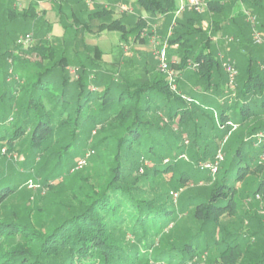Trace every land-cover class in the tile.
Instances as JSON below:
<instances>
[{
    "label": "trees",
    "instance_id": "16d2710c",
    "mask_svg": "<svg viewBox=\"0 0 264 264\" xmlns=\"http://www.w3.org/2000/svg\"><path fill=\"white\" fill-rule=\"evenodd\" d=\"M257 1H246L244 9L264 33V0ZM206 2L214 15L210 35L200 26L205 16L188 12L166 39L178 46L186 74L175 89L152 56L143 63L125 60L111 72L101 64L103 55L97 59V49L82 42L72 80L63 64L67 40L38 41L33 34L27 48H0V156L20 148L34 159L36 182L76 177L74 185L81 184L71 186L76 204L61 194L37 206L46 215L42 221H32L24 208L0 214V264H188L204 252L221 264H264V217L257 210L264 204V45L253 42L252 29L247 39L225 34V42L245 54L224 62L212 36L235 19L222 0ZM238 2L228 1L233 8ZM138 3L151 17L172 19L177 11V0ZM244 9L237 18L247 21ZM16 11L10 19L19 17ZM113 14L100 8L89 20L128 42L133 33ZM136 26L138 39L147 21ZM88 28L84 23L83 34ZM226 63L238 72L234 88ZM219 153L216 173L201 168ZM89 164L103 170L92 183L74 176ZM195 180L205 185L179 209L181 194ZM20 190L0 186V213ZM249 199L252 207H246Z\"/></svg>",
    "mask_w": 264,
    "mask_h": 264
},
{
    "label": "crops",
    "instance_id": "0c3cea01",
    "mask_svg": "<svg viewBox=\"0 0 264 264\" xmlns=\"http://www.w3.org/2000/svg\"><path fill=\"white\" fill-rule=\"evenodd\" d=\"M222 1L227 4L225 7L227 8L226 13L228 18L235 19V23H228L222 29L218 30L213 36V44L216 46L218 51V53H216L218 56L225 59L231 58L236 60V58H240L242 56L241 54L244 52L240 53L237 47L234 52H230L228 48L226 49L224 46L226 39L225 34H229L233 38L235 36L241 37L242 39L250 37L251 27H249L245 19H238L237 14L240 9L248 8L250 4L246 1H251L253 3L255 0H239L234 8L230 5L231 3H228L229 0ZM260 1L261 0H258L257 3ZM17 3V0H0V48H10L12 47V41L16 45L21 36L30 33L34 34L38 41L47 39L56 44H62L63 41L67 40L70 45V43L73 42V37L69 33L70 27L76 25L83 26L84 23H88L90 28L84 33L82 42L97 50H101L104 53L102 56L103 62L105 61L104 63L108 65L113 62L114 53L120 55L122 60H126L122 48L127 44L132 47V52L134 51L133 57L139 59V63H143L147 56L155 57L148 34L155 28L160 39L162 41L166 40L175 16L174 14L172 19L163 15L151 17L145 9L139 5L138 0H20L19 5H21V8L17 7ZM120 3L127 5L133 9L134 12L131 14H121L117 9ZM179 4V0H177V9L179 8ZM261 4L264 6V1H261ZM30 8L34 12L28 14L27 11ZM100 8L113 10L114 14L112 19H123L125 21L127 28L133 33V36L129 38L128 42L123 41L121 39V34L118 32L102 30L100 27L101 21L89 20V15ZM15 9H17V11ZM18 10L27 12V15L20 13ZM83 10H85L84 13ZM11 11H16L19 17L10 19L9 15ZM84 14L87 15V17H82ZM184 15L185 14L179 18H182ZM203 16H205V21L201 23V26L203 25V29L210 35L214 31L210 23V18L214 17V15L209 14L208 10ZM139 19L147 21V26L142 30L140 38L137 39V37H135L137 33L136 23ZM30 28H32V30ZM168 58L171 61L180 62V52L177 45L169 46ZM121 66L124 67L125 65L121 64Z\"/></svg>",
    "mask_w": 264,
    "mask_h": 264
},
{
    "label": "rangeland",
    "instance_id": "374dc122",
    "mask_svg": "<svg viewBox=\"0 0 264 264\" xmlns=\"http://www.w3.org/2000/svg\"><path fill=\"white\" fill-rule=\"evenodd\" d=\"M243 9L244 8H242V10ZM84 12H85V10H83V13ZM82 17H87V15L84 14V15H82ZM106 20H109V19H106ZM203 21H205V18ZM202 27H203V25H202ZM70 28L71 29L69 30V33L75 40H73V42H71L70 45H68L62 49L63 51H65L64 52L65 56L68 58V60H66L65 58L63 59V64L66 65L67 75L72 80H75L76 79L75 78L76 73L79 69V67H78L79 66L78 62H80L79 58L80 57L83 58L81 53L84 50L83 49V43H82V37L84 36V34L81 31V28H82L81 25L72 26ZM30 29L32 30V28H30ZM251 29H252V26H251ZM258 30L262 33V31L260 30L259 24H258ZM262 34L264 35V33H262ZM212 38H213V36H212ZM252 39H253V30H252ZM230 40L234 41V39H230ZM212 41L214 43V39H212ZM231 43L232 42H227V43L224 42V46L226 47V49L227 48L230 49V52L231 51L234 52V50L236 49L237 46H233ZM11 45H12V47H10V49L15 47V43L13 41L11 42ZM214 47H215V51L218 53L216 46H214ZM105 50H107V49H105ZM100 54L104 55V53L101 50H99V51L95 50V57H97V59L100 57ZM62 56H64V55H62ZM133 58L134 57H132V54L130 56L125 57V59L128 61L130 59H133ZM222 59L224 60V62H226V60H227L225 58H222ZM101 60L103 61V58ZM168 60H169V58H168ZM232 60H235V59H232ZM156 61H157V63L152 58L151 63L152 62L154 63L153 67H156V69L159 70V72L163 76H165V74L162 73V71L160 69V65H159L158 60H156ZM99 62H101V61H99ZM104 62H101V64H103L106 67V69L108 71H111V72L115 71V69L118 67L116 65H121V64L124 65L125 64V61H123L121 59V56L116 55V53H114V60L112 63H110V65L105 64ZM169 62L171 64L173 70L176 71V73H177V80L176 81L179 82L180 78H183V77L185 79L186 74H183L184 71L181 67H179V63L175 62V61H171V60H169ZM189 68H191V66ZM136 70H137V73H139V71H141L140 68L136 69ZM238 129H239V127L236 128V130H238ZM81 152H82L81 155H83L85 153L84 151H81ZM2 155H4V156H0V179L5 180V177H6V181L2 182L0 186L2 187V186H6V185L10 184L11 186H14V187L21 189V190L19 192H16L13 196L8 198L9 200L7 202V206L9 208V210L7 212L3 211V213L1 212L0 214L5 216V214H7V213L9 214L10 211H12V210H16L19 212L20 210H22L24 208L25 210L30 211L29 212L30 213V219L34 222H38V220L42 221L43 220L42 218L46 215H45V213L38 212L37 206H42L44 204V202H46V199L56 201V200H58V196L62 194V195H68L69 199H71V200L73 199L74 204H76V196L73 194L74 192H73L72 188L73 187L78 188L79 186H81V184L75 186L76 185L75 183L80 178H76V177L73 178L72 177L73 178L72 179L70 177V178H67L66 180H64L63 182H61L60 184H59L60 181H52V182H48L47 186H44L42 183L36 182L33 179V176H32L33 174H30V171L34 165V159L31 158V156H29L28 153H26V152L24 153V151L19 148V150L14 152L12 155L5 154V153L3 154V151H2ZM39 165H40V163H39ZM103 169H104V167H103ZM102 172H103L102 168L98 167V168L94 169V167H92V165L89 164L86 166L83 165L82 168L76 169V171L74 172V176L79 173V175H81L82 177L84 176L86 181H89L90 183H92V181L94 182L97 180V177H96L97 173H102ZM202 176H205V175L202 173ZM168 178H170V177H168ZM81 181H83V180H81ZM79 183H81V182L79 181ZM197 184L199 185L198 187H196ZM203 185H205V181H203V180L200 181V183L197 180L191 181L187 185V190L181 194L180 199L178 198L179 199L178 202H177V200L175 201V202H177L178 208L181 209V207L183 206V203H184V199L187 196L195 194L197 191H199V187H202ZM71 186H73V187H71ZM246 186H247V189L248 188L251 189V187H252V186H249V184ZM82 187H84L85 190L87 189V187H85L84 185H82ZM74 190H75V188H74ZM159 193H160V195H162L164 193L163 187L159 188ZM31 195L33 197L31 198L30 203H28V201H26V200ZM247 202L249 204H251V206L246 205V207H248V206L252 207V205L254 204L253 200H250V199ZM257 205H258L257 210L259 212L258 214L260 216L264 217V204L260 203ZM187 217L188 216L185 215V216H183V219L186 220ZM229 217H225V219L229 218ZM234 219L235 218H233V217L230 218L231 221H233ZM207 253L208 252H204V254L201 255L200 257L196 258L194 262H191V263L188 262V264L189 263L190 264H221L217 260L216 261L214 260L212 262L210 259V255H207ZM157 264H159V263H157ZM160 264H163V263H160Z\"/></svg>",
    "mask_w": 264,
    "mask_h": 264
},
{
    "label": "built area",
    "instance_id": "2783aa9c",
    "mask_svg": "<svg viewBox=\"0 0 264 264\" xmlns=\"http://www.w3.org/2000/svg\"><path fill=\"white\" fill-rule=\"evenodd\" d=\"M17 7L21 8L20 0H17ZM179 8L175 12V16L172 22V25L169 29L168 38L172 35L173 29L176 25V21L179 17H181L183 14L191 12V13H197V14H204L208 11V4L204 0H179ZM118 11L123 14H131L133 13V9L128 7L127 5L120 3L117 6ZM244 15L246 16L247 22L252 26L253 30V42L256 45H264V35L258 30V20L256 16L247 9H244ZM150 37V42L153 47V53L156 59L159 62L160 69L162 73H164L170 83L172 84L173 88H176V80H177V73L173 70L169 60H168V48L169 44L167 40L162 41L157 33V30L155 28L152 29L151 33L148 34ZM34 43V36L33 34H26L24 36H21L18 41L17 45H20L22 47H29ZM124 56H130L132 53V47L130 45H124L123 46ZM225 71L228 73L229 83L231 87L234 88L235 80L237 77V71L234 67H232L230 64H224ZM260 141L264 139V134L259 135ZM261 160L264 161V144L262 145V152H261ZM186 159V158H185ZM223 160V156L221 153L218 154L216 157L215 162H208L203 163L201 165L202 169L208 170L211 173H216L218 171L219 163ZM177 197V195H175Z\"/></svg>",
    "mask_w": 264,
    "mask_h": 264
}]
</instances>
